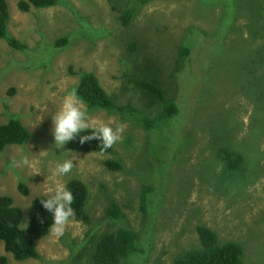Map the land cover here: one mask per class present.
I'll return each mask as SVG.
<instances>
[{"label":"rangeland","instance_id":"rangeland-1","mask_svg":"<svg viewBox=\"0 0 264 264\" xmlns=\"http://www.w3.org/2000/svg\"><path fill=\"white\" fill-rule=\"evenodd\" d=\"M7 3L8 35L23 46L0 38V123L13 115L30 138L0 151V195L21 209V227L32 199L45 195L48 172L70 158L67 145L54 146L52 114L80 73L94 72L133 111L85 104L93 120L125 126L109 153L71 150L75 166L60 178L86 184L90 220H73L59 239H39L37 259L15 260L0 241L6 264H91L90 246L119 228L134 232L137 249L118 264H172L200 246L199 225L219 242L240 244L241 264H264V0H57L27 12ZM124 8L132 13L126 25ZM61 36L66 43L56 45ZM182 47L190 48L185 56ZM146 59L160 67L178 108L150 128L141 118H153L159 104H148L129 80ZM228 150L241 155L237 168ZM113 203L120 217L107 214Z\"/></svg>","mask_w":264,"mask_h":264},{"label":"trees","instance_id":"trees-1","mask_svg":"<svg viewBox=\"0 0 264 264\" xmlns=\"http://www.w3.org/2000/svg\"><path fill=\"white\" fill-rule=\"evenodd\" d=\"M140 1V0H137ZM8 0H0V38L6 39L7 43L15 49L22 48L23 44L13 36L8 35L7 23L9 18ZM57 3V0H16L17 8L22 12H27L31 7H49ZM132 17L131 9L124 8L119 15V21L126 25ZM66 37H59L56 45L66 43ZM135 48V47H133ZM188 47L179 50L180 55L189 53ZM178 69V68H177ZM130 81L139 89L147 100V103L159 104L158 113L149 118L144 115L141 118L145 128H150L173 117L178 108L164 86L161 77V69L153 59H146L135 67ZM79 97L90 108L98 107L108 112H132L130 104H118L100 84L97 76L92 71L81 72L74 87ZM30 138L27 127L16 117L10 115L6 122L0 123V151L10 144H24ZM67 147L73 151L95 152L99 154L109 153L112 148L101 151L99 140L81 144L79 136L68 142ZM225 159L230 167L237 168L242 161L239 153L228 150ZM104 164L112 170L120 168L116 161L105 160ZM73 192L75 201L73 207L76 210L75 221L87 223L90 216L85 209L88 190L86 184L76 178L70 179L66 183ZM18 190L21 194H28L27 187L18 183ZM149 188H144L141 192V202H144ZM45 195H37L31 201L28 209L27 223L20 226L22 220L21 209L13 204V198L8 195H0V241L3 243L4 251L9 252L15 260L22 261L28 258H39L36 249V242L48 234V227L52 223L51 214L43 208L40 199H45ZM143 205V204H142ZM107 214L112 217H120L121 213L117 204L113 203L107 210ZM42 221V222H41ZM196 231L200 240V246L191 249L176 259L172 264H241L242 247L234 241L219 242L217 234L211 228L199 225ZM136 235L130 229L119 228L113 233H102L95 243L90 246L89 261L91 264H118L121 259L126 258L137 249ZM7 257L0 254V264H6Z\"/></svg>","mask_w":264,"mask_h":264},{"label":"clouds","instance_id":"clouds-1","mask_svg":"<svg viewBox=\"0 0 264 264\" xmlns=\"http://www.w3.org/2000/svg\"><path fill=\"white\" fill-rule=\"evenodd\" d=\"M52 122L54 146L60 149H63L68 142L75 140L79 136L81 144L98 139L99 148L103 152L121 141L125 130L123 124L115 121L93 120L89 115L87 106L79 97L75 88L66 91L58 109L52 114ZM65 151L69 152L70 158L58 162L48 172L46 198L40 199L43 208L52 217V223L47 228L49 236L56 239L65 235L76 216V210L73 207L75 201L73 192L60 179L71 173L75 166L73 163L75 157H72L74 152H71V150ZM23 163L27 165L29 161L24 159Z\"/></svg>","mask_w":264,"mask_h":264}]
</instances>
